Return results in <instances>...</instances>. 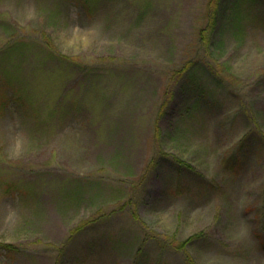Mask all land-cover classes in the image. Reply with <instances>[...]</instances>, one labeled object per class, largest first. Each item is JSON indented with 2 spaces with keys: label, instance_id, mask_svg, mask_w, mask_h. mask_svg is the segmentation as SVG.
<instances>
[{
  "label": "rangeland",
  "instance_id": "374dc122",
  "mask_svg": "<svg viewBox=\"0 0 264 264\" xmlns=\"http://www.w3.org/2000/svg\"><path fill=\"white\" fill-rule=\"evenodd\" d=\"M263 238L264 0H0V264H264Z\"/></svg>",
  "mask_w": 264,
  "mask_h": 264
},
{
  "label": "trees",
  "instance_id": "16d2710c",
  "mask_svg": "<svg viewBox=\"0 0 264 264\" xmlns=\"http://www.w3.org/2000/svg\"><path fill=\"white\" fill-rule=\"evenodd\" d=\"M216 25H217L216 20L214 18V19H212V23H210V25H209V29L214 28ZM263 244H264V238H263ZM7 247H10V246L8 245Z\"/></svg>",
  "mask_w": 264,
  "mask_h": 264
}]
</instances>
